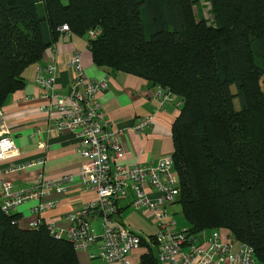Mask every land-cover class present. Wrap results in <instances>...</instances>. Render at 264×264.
I'll return each instance as SVG.
<instances>
[{"label": "trees", "instance_id": "trees-1", "mask_svg": "<svg viewBox=\"0 0 264 264\" xmlns=\"http://www.w3.org/2000/svg\"><path fill=\"white\" fill-rule=\"evenodd\" d=\"M207 1L211 20L199 0H0V106L62 33L97 29L94 64L179 99L170 156L186 231L226 229L264 264V0ZM19 218L0 206V264H80L67 238ZM139 237L138 263L160 264L154 236Z\"/></svg>", "mask_w": 264, "mask_h": 264}, {"label": "built area", "instance_id": "built-area-1", "mask_svg": "<svg viewBox=\"0 0 264 264\" xmlns=\"http://www.w3.org/2000/svg\"><path fill=\"white\" fill-rule=\"evenodd\" d=\"M68 31L66 25L61 28ZM99 31L89 30L87 36L94 37ZM73 70L71 93L66 97L59 96L54 90L52 68L47 67L46 75L36 69L35 80L42 88L39 97L55 99L54 115L51 119L52 130L60 133L70 131L80 143L77 151L85 159L80 170L82 183L93 190L97 199L85 208L69 215L70 226L62 231L54 223H46L47 229L55 237L67 238L73 249L84 251L89 258L98 257L107 264H132L129 255L140 248V237L125 226L113 221L115 200L127 194L128 189L134 192L133 205L143 214H149L157 221V232L154 235L157 245V258L163 264H259L254 250L246 242H239L233 251V238L221 240L217 230H211L203 240L185 230H179L175 222L165 211L168 204L178 196L177 177L173 170L172 157L164 156L155 165L125 166L117 163L123 156L120 144L121 129H114L113 123L104 117L97 100L98 93L104 87L101 82L90 79L80 65V53L75 52L70 58ZM156 97L159 105L164 101H176L175 96L167 90L158 88ZM154 114L138 120L133 129L137 133L149 126ZM16 155L14 145L8 135H0V161ZM42 158L9 164L5 173L18 172L34 163H42ZM35 181L25 188L13 190L9 181L0 182V206L5 212L26 200L42 198L50 191L58 194L67 193L73 185L71 175L58 181L46 179L41 172L36 174ZM150 189V193L146 191ZM152 189V190H151ZM154 192V193H152ZM57 204L56 201L39 200L32 206L34 215L29 227L41 224V215ZM97 217L102 229L100 236L92 233L89 219ZM97 251L90 246L99 242Z\"/></svg>", "mask_w": 264, "mask_h": 264}, {"label": "crops", "instance_id": "crops-1", "mask_svg": "<svg viewBox=\"0 0 264 264\" xmlns=\"http://www.w3.org/2000/svg\"><path fill=\"white\" fill-rule=\"evenodd\" d=\"M75 52L80 53V65L86 75L93 81L104 84L97 95L104 117L113 123L114 129L123 131L120 137L123 156L116 162L125 166L136 164L153 166L162 157L171 155L173 151L171 126L179 111L180 106L177 104L179 99L167 100L159 105L156 97L158 85L130 73L94 64L87 48V35L62 33L55 43L44 51L41 58L24 68L22 88L10 93L0 106V135H8L16 150L14 157L0 161V182L9 181L13 190L25 188L36 180V174L39 172L46 179L53 181L67 175H71L74 180L72 188L67 193L58 194L52 190L42 198L29 199L16 205L11 212L20 215L19 224L23 226H27L34 218L32 206L39 200L50 199L57 204L41 215V222L54 223L57 228L65 231L71 224L69 215L97 199L96 193L82 183L79 174L85 163V159L77 151L79 138L67 130L60 133L52 130L51 119L55 114L53 107L55 99L46 100L39 97L42 88L35 80L37 68L39 74L46 75L48 72L46 69L50 66L55 79L56 93L61 97L70 95L73 80L70 58ZM150 114H154L151 124L143 132H135L134 124ZM36 158H42L43 162L34 163L18 172L5 173L9 164ZM145 189L151 192L148 187ZM134 198L133 190L128 189L126 195L115 200L114 222L122 223L121 226L125 227V220L132 227L151 223L150 215L141 213L133 205ZM133 207L136 211L135 216L124 220L121 216L123 212ZM140 220L143 223H140ZM89 225L92 233L100 236L102 231L100 220L97 217L90 218ZM219 229L212 230H217L220 235ZM226 231L224 239L221 240L226 241L232 237L233 245L237 243V250L241 241H237L228 230ZM100 243L99 240L91 245L90 250L97 251ZM143 250H139L138 254L134 251L130 253L132 264L138 263ZM77 256L80 264H107L98 257L89 258L84 251H78Z\"/></svg>", "mask_w": 264, "mask_h": 264}, {"label": "rangeland", "instance_id": "rangeland-1", "mask_svg": "<svg viewBox=\"0 0 264 264\" xmlns=\"http://www.w3.org/2000/svg\"><path fill=\"white\" fill-rule=\"evenodd\" d=\"M197 10L199 12H201L202 16L205 19L211 20L210 6H209V3L207 0H199V5L197 7ZM259 83H260L262 90H264L263 78L260 79ZM233 90H234V87H233ZM234 102H235V107H238L237 99H235ZM133 208L127 209L126 211L123 212V214L121 216L124 220L127 219V217L131 218L132 216H135L136 211H135V208L134 209ZM165 211L168 213V215L175 222L176 227L179 230H185L188 227V221L183 217L179 203L173 202L171 204L166 205ZM150 217H151V223H148V224H146V223L144 224L140 220V223H143L144 226L138 225V227H136V226L132 227V225L130 226L128 223H126V220H125L124 224L126 225L127 229H129L130 231H132L138 235H142L147 241H149L150 235H155L157 232V221H156V219H154V217L153 218H152V216H150ZM20 221L21 220H19V222ZM211 230L212 229H204L197 234V237L203 240L204 238H206L208 236V234H210ZM219 230H220V235H221L220 238L224 239V236H225L227 231L223 228H220ZM151 246H153L154 252H156V250H157L156 245L153 242H151ZM140 247H142V248H136L134 250V252L138 254L139 250H143L145 248L143 246H140ZM236 247H237V243L235 242L233 245V251L236 250ZM136 264H138V263H136ZM160 264H163V263H160Z\"/></svg>", "mask_w": 264, "mask_h": 264}]
</instances>
